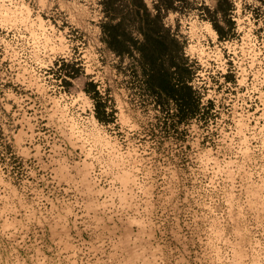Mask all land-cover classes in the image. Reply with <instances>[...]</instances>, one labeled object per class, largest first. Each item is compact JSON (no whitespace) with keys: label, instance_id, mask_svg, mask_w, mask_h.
<instances>
[{"label":"rangeland","instance_id":"374dc122","mask_svg":"<svg viewBox=\"0 0 264 264\" xmlns=\"http://www.w3.org/2000/svg\"><path fill=\"white\" fill-rule=\"evenodd\" d=\"M142 2L0 0V264H264V0Z\"/></svg>","mask_w":264,"mask_h":264},{"label":"trees","instance_id":"16d2710c","mask_svg":"<svg viewBox=\"0 0 264 264\" xmlns=\"http://www.w3.org/2000/svg\"><path fill=\"white\" fill-rule=\"evenodd\" d=\"M139 8L136 10V14L141 17L142 23H153L159 20V17L164 9H169L168 5H165L164 8H161V4L156 3L154 5V9L156 10L155 15H152L148 7L142 0H139ZM222 10L221 0H218L217 6L213 12ZM223 11V10H222ZM214 23V27L220 34L223 36V30ZM121 25V24H120ZM116 25V28L120 26ZM116 28L107 27L105 32L107 33L109 40L108 45L111 50H113L118 56H121L125 53L131 54L132 50L128 48L127 35H124V39L120 37L119 34L116 33ZM154 30V29H153ZM156 33L151 34L148 31L141 30L142 40L140 42H135L137 45L136 48L139 53V59L141 60L142 72L145 76L146 82L150 89L154 90L160 96L165 95L171 97L173 100H177L179 98V94L182 96V93L185 94L186 98H182V102H187L188 99H192L194 95V91L192 86L184 80H178L177 84H174L170 77L168 69L161 66L158 61L163 60L168 57L169 54L167 52L168 48H164V41L160 40L161 34L158 30H154ZM160 35V36H159ZM127 45V46H126ZM164 45V46H163ZM121 47V48H120ZM94 88L92 83H88L86 87V92L90 93V90ZM96 116L98 119L102 118L101 107L102 105L96 103ZM182 111V108L180 109Z\"/></svg>","mask_w":264,"mask_h":264},{"label":"crops","instance_id":"0c3cea01","mask_svg":"<svg viewBox=\"0 0 264 264\" xmlns=\"http://www.w3.org/2000/svg\"><path fill=\"white\" fill-rule=\"evenodd\" d=\"M216 6H217V4H216ZM215 7L214 6H212V7L211 6H207V4H204V6H202L201 10H203L206 13V15L203 16L204 20H208V21L212 20V19L207 17V14L211 16V14H212L213 10L215 9Z\"/></svg>","mask_w":264,"mask_h":264}]
</instances>
